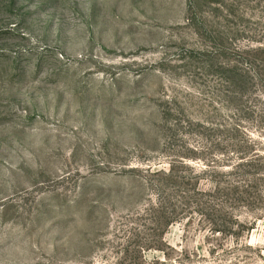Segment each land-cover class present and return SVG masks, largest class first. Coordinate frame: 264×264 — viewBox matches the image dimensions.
Returning a JSON list of instances; mask_svg holds the SVG:
<instances>
[{
	"label": "rangeland",
	"instance_id": "rangeland-1",
	"mask_svg": "<svg viewBox=\"0 0 264 264\" xmlns=\"http://www.w3.org/2000/svg\"><path fill=\"white\" fill-rule=\"evenodd\" d=\"M0 264H264V0H0Z\"/></svg>",
	"mask_w": 264,
	"mask_h": 264
},
{
	"label": "trees",
	"instance_id": "trees-1",
	"mask_svg": "<svg viewBox=\"0 0 264 264\" xmlns=\"http://www.w3.org/2000/svg\"><path fill=\"white\" fill-rule=\"evenodd\" d=\"M247 165H251V163L249 162V163H247ZM194 193H197L199 196H203V194L198 190V189H196V190H194ZM187 194H185V195H183V197H181L180 199L182 200H187ZM162 204H163V202L160 200V205L162 206ZM193 204H190V205H188V207H187V209H184V213H187V212H190V211H194V212H200V210L202 209L201 207V204L200 203H197L196 205H195V207H191Z\"/></svg>",
	"mask_w": 264,
	"mask_h": 264
}]
</instances>
